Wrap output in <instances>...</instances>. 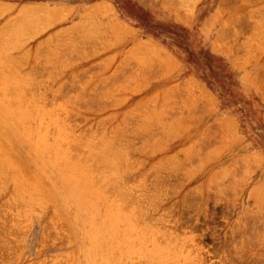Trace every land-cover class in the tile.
Listing matches in <instances>:
<instances>
[{"label":"rangeland","instance_id":"rangeland-1","mask_svg":"<svg viewBox=\"0 0 264 264\" xmlns=\"http://www.w3.org/2000/svg\"><path fill=\"white\" fill-rule=\"evenodd\" d=\"M0 67V264H264V0H0Z\"/></svg>","mask_w":264,"mask_h":264},{"label":"bare ground","instance_id":"bare-ground-1","mask_svg":"<svg viewBox=\"0 0 264 264\" xmlns=\"http://www.w3.org/2000/svg\"><path fill=\"white\" fill-rule=\"evenodd\" d=\"M89 12H90V11H89ZM85 16H86V15H85ZM83 20H84V19H83ZM109 27H110V26H109ZM106 30H107V29H106ZM19 32H20V31H19ZM107 32H108V31H107ZM109 34H110V33H109ZM117 35H118V34H117ZM90 36H91V35H90ZM85 37H86V35H85ZM6 40H7V39H6ZM6 40H5V41H6ZM8 41H9V40H8ZM11 43H12V42H11ZM12 44H13V43H12ZM4 46H5V45H4ZM145 47H146V46H145ZM3 48H6V46L3 47ZM7 50H8V48H7ZM143 53H144V52H143ZM55 60H56V59H55ZM50 61H51V60H50ZM52 61H53V60H52ZM124 62H125V61H124ZM125 63H126V62H125ZM150 63H151V62H150ZM156 63H157V62H156ZM158 64H159V63H158ZM151 65H152V64H151ZM151 65H150V66H151ZM140 67H141V66H140ZM143 67H144V66H143ZM153 67H154V66H153ZM160 67H161V66H160ZM0 68H1V67H0ZM4 68H5V67H4ZM137 68H138V67H137ZM135 69H136V68H135ZM132 70H133V69H132ZM149 70H150V69H149ZM154 70H155V69H154ZM1 71L3 72V70H1ZM134 72H135V71H134ZM144 72H145V71H144ZM147 72H148V71H147ZM3 74H4V73H3ZM137 74H138V73H137ZM2 76H3V75H2ZM3 78H4V77H3ZM13 79H14V78H13ZM34 80H35V79H34ZM12 81H13V80H12ZM14 81H15V79H14ZM21 81H22V80H21ZM16 82H17V81H16ZM16 82H15V83H16ZM27 82H28V81H27ZM6 83H7V82H6ZM191 83H192V82H191ZM8 84H9V83H8ZM16 84H17V83H16ZM5 85H6V84H5ZM192 85H193V84H192ZM9 86H10V85H9ZM15 86H16V85H15ZM32 86H33V85H32ZM35 86H36V85H35ZM196 86H197V85H196ZM2 87H3V86H2ZM2 87H1V88H2ZM4 87H5V86H4ZM6 87H7V86H6ZM183 87H185V86H183ZM190 87H191V86H190ZM1 88H0V89H1ZM197 88H198V87H197ZM30 89H31V88H30ZM30 89H29V90H30ZM34 89H35V88H34ZM6 90H7V89H6ZM8 90H9V89H8ZM22 90H23V89H22ZM24 90H25V89H24ZM185 90H186V89H185ZM190 90H191V89H190ZM192 90H193V89H192ZM200 91H201V90H200ZM185 92H186V91H185ZM3 93H5V92H3ZM8 93H9V92H8ZM8 93H7V94H8ZM24 93H25V92H24ZM193 93H194V92H193ZM12 94H13V93H12ZM179 94H180V93H179ZM182 94H183V93H182ZM16 95H17V94H16ZM198 96H199V95H198ZM9 97H10V96H9ZM186 97H187V96H186ZM16 99H17V97H16ZM20 99H21V98H20ZM26 99H27V97H26ZM28 99H29V98H28ZM21 100H22V99H21ZM29 100H30V99H29ZM8 101H9V100H8ZM34 102H36V101H34ZM187 102H188V101H187ZM7 103H8V102H7ZM13 104H14V103H13ZM13 104H12V105H13ZM10 106H11V103H10ZM6 107H7V106H6ZM8 107H9V106H8ZM20 107H21V106H20ZM20 107H19V108H20ZM22 109H23V108H22ZM33 109H34V107H33ZM39 109H40V108H39ZM8 110H10V109H8ZM44 110H45V109H44ZM30 111H31V110H30ZM38 111H39V110H38ZM52 111H53V110H52ZM10 112H11V111H10ZM15 112H16V110H15ZM15 112H14V113H15ZM54 113H55V112H54ZM58 113H59V112L57 111V114H58ZM50 114H52V113H50ZM52 115H53V114H52ZM32 117H33V116H32ZM62 130H63V129H62ZM62 130H61V131H62ZM61 133H63V132H61ZM61 135H62V134H61ZM59 136H60V135H59ZM63 137H64V136H63ZM58 141H59V140H58ZM54 142H55V141H54ZM61 142H62V141H61ZM36 143H37V142H36ZM42 143H43V142H42ZM94 143H95V142H94ZM91 144H92V143H91ZM61 145H62V144H61ZM43 147H44V146H43ZM52 147H54V145H53ZM62 147H63V146H62ZM56 148H57V147H56ZM75 148H76V147H75ZM99 149H100V148H99ZM64 150H65V149H64ZM71 150H72V147H71ZM71 150H70V151H71ZM77 151H78V150H77ZM36 152H37V151H36ZM97 152H98V151H97ZM73 153H74V152H73ZM75 155H76V154H75ZM103 156H104V154H103ZM68 157H69V156H68ZM68 157H67V158H68ZM75 157H76V156H75ZM75 160H76V158H75ZM92 165H93V164H92ZM74 171H75V170H74ZM70 173H71V172H70ZM70 173H69V174H70ZM80 173H81V172H80ZM93 176H94V175H93ZM107 176H110V175H107ZM101 178H102V177H101ZM101 180H102V179H101ZM95 181H96V180H95ZM98 181H99V180H98ZM91 184H92V183H91ZM85 185H86V184H85ZM108 185H109V184H108ZM113 185H114V184H113ZM106 186H107V185H106ZM111 186H112V185H111ZM115 186H117V185L115 184ZM115 186H114V187H115ZM30 187H31V186H30ZM90 187H91V186H90ZM107 187H108V186H107ZM99 188H100V187H99ZM30 189H31V188H30ZM116 190H117V189H116ZM119 190H120V189H119ZM88 191H89V190H88ZM117 191H118V190H117ZM158 191H159V190H158ZM34 192H35V191H34ZM106 192H107V191H106ZM107 194H108V193H107ZM110 194H111V193H110ZM119 194H120V193H119ZM126 195H127V194H126ZM147 195H148V194H147ZM149 195H150V194H149ZM132 196H133V195H132ZM40 197H41V196H40ZM128 197H129V196H128ZM133 197H134V196H133ZM144 197H145V196H144ZM107 198H108V197H107ZM132 199H133V198H132ZM138 199H139V198H138ZM145 200H146V199H145ZM106 201H107V200H106ZM135 201H136V200H135ZM149 202H150V201H149ZM149 202H148V204H149ZM15 203H16V202H15ZM98 203H99V202H98ZM101 203H102V202H101ZM127 203H128V202H127ZM137 203H138V202H137ZM140 203H141V202H140ZM143 204H144V203H143ZM98 205H99V204H98ZM111 205H112V204H111ZM145 205H146V204H145ZM122 209H123V207H122ZM148 210H149V209H148ZM125 212H126V211H125ZM136 212H137V211H136ZM70 214H71V213H70ZM135 214H136V213H135ZM2 217H3V215H2ZM140 221H141V220H140ZM137 222H138V221H137ZM118 231H119V230H118ZM161 232H162V231H161ZM164 233H165V232H164ZM111 236H112V235H111ZM111 239H112V238H111ZM157 239H158V238H157ZM160 241H161V240H160ZM160 241H159V242H160ZM163 241H164V240H163ZM98 242H99V241H98ZM100 242H101V241H100ZM159 242H158V243H159ZM113 247H114V246H113ZM106 254H107V253H106ZM101 256H102V255H101ZM78 257H79V256H78ZM97 258H98V257H97Z\"/></svg>","mask_w":264,"mask_h":264}]
</instances>
